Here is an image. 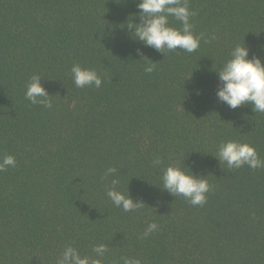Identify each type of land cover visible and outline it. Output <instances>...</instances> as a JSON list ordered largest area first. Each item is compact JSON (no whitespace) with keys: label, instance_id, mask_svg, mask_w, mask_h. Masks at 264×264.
Returning <instances> with one entry per match:
<instances>
[{"label":"trees","instance_id":"obj_1","mask_svg":"<svg viewBox=\"0 0 264 264\" xmlns=\"http://www.w3.org/2000/svg\"><path fill=\"white\" fill-rule=\"evenodd\" d=\"M137 3L0 0V158L17 161L0 172V264H56L67 244L91 255L99 243L109 248L103 264H264V168L228 170L215 156L232 139L264 159V114L216 97L235 45L264 57V0H189L194 32L216 39L165 54L121 29L139 22ZM74 63L95 69L102 86L77 88ZM34 74L51 109L25 98ZM170 164L207 176L206 204L162 188ZM109 167L143 207L112 203ZM153 221L158 230L141 238Z\"/></svg>","mask_w":264,"mask_h":264},{"label":"clouds","instance_id":"obj_2","mask_svg":"<svg viewBox=\"0 0 264 264\" xmlns=\"http://www.w3.org/2000/svg\"><path fill=\"white\" fill-rule=\"evenodd\" d=\"M119 2V0H118ZM139 22L131 18L125 26L132 39L141 42L145 47H152L158 52L174 51L181 49L187 53L195 52L204 43H211L216 39L215 34L195 33L191 18L196 13L190 10L189 0H138ZM170 18L179 22L175 26ZM141 58H145L143 51L137 49ZM149 61H152L149 59ZM155 64L146 62L144 71L153 72ZM74 85L77 88L95 87L99 89L103 83V77L93 68L74 63L71 67ZM192 74V72H191ZM190 74V76H191ZM188 76V77H190ZM187 77V78H188ZM216 97L219 101L228 105L231 109H237L244 105H250L257 114H264V57L250 56V48L242 44L235 45L218 68V86ZM25 98L33 105H42L45 108L53 107L50 95L41 83L40 75L34 74L26 85ZM221 166L226 165L228 170L239 169L245 165L255 170L264 168V159L255 146L239 140L222 141L215 153ZM153 166H159V157L153 160ZM16 158L13 155H4L0 158V172L9 167H15ZM117 169H106L105 178L112 176L111 186L106 195L117 208L125 212L135 211L144 206L142 200L133 198L128 189L120 191L119 178L115 175ZM207 176L196 174L190 168L181 167L179 164H170L162 174L163 189L173 196H181L193 206H203L207 202V194L211 191V185ZM156 222L148 223L141 238H147L158 230ZM92 254H81V251L72 244L65 245L59 252L56 264H103L109 248L104 243L94 244ZM122 264H142L136 257L123 256Z\"/></svg>","mask_w":264,"mask_h":264}]
</instances>
